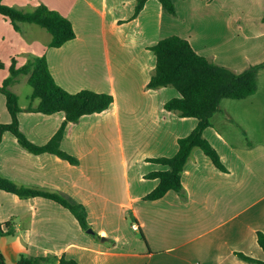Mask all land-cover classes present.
Returning a JSON list of instances; mask_svg holds the SVG:
<instances>
[{"label":"crops","instance_id":"crops-1","mask_svg":"<svg viewBox=\"0 0 264 264\" xmlns=\"http://www.w3.org/2000/svg\"><path fill=\"white\" fill-rule=\"evenodd\" d=\"M137 1L2 2L23 12L42 4L71 23L75 38L50 48L51 36L38 26L22 23L15 30L0 15V86L12 65L18 69L37 57L46 60L64 91L113 98L106 111L65 126L60 150L76 165L53 154H31L10 133L2 135L0 175L82 205L93 231H83L54 201L0 190V223H11L14 231L0 237L6 264H16L21 256L40 264H58L61 258L78 264H251L235 253L264 262L256 240L257 232L264 233V0H171L174 17L158 0H146L133 17ZM171 36L234 73L258 66L257 89L243 100H222L203 131L226 172L195 148L181 174L183 195L169 191L146 201L158 180L144 176L166 170L147 160L173 157L177 141L197 125L194 118L164 109L179 97L174 88H147L155 67L149 48ZM21 82L27 84V76L13 78L7 87L18 99L19 130L43 146L64 114L28 111L38 101L30 91L27 105L19 103ZM9 123L0 94V124Z\"/></svg>","mask_w":264,"mask_h":264},{"label":"trees","instance_id":"trees-1","mask_svg":"<svg viewBox=\"0 0 264 264\" xmlns=\"http://www.w3.org/2000/svg\"><path fill=\"white\" fill-rule=\"evenodd\" d=\"M146 0H138L133 17L143 8ZM0 0V15L7 18L13 28L18 30V24H31L44 29L50 36V48H60L75 38L71 23L58 12L49 10L40 4L30 12H23L4 5ZM165 14L174 17L175 7L171 0H158ZM155 57L154 73L147 88H174L179 97L167 101L164 109L175 112L180 118H194L197 125L184 138L177 141L178 149L171 158L149 159L148 162L166 167V170L152 172L144 176L147 180H158L157 186L144 197L146 201L161 199L167 192L173 191L183 195L181 174L193 149L197 148L209 158L215 168L226 172L219 155L210 143L203 137V131L210 127V119L220 111L222 100H243L256 92L258 66H251L241 73H234L229 69L212 63L197 55L190 44L178 37L171 36L160 40L149 48ZM14 64V63H13ZM27 76V85L31 89V99L37 100L35 108L29 107L30 112L43 115L63 113L64 121L53 137L43 146H36L29 142L19 130L18 114L21 112L17 96L7 87L13 78ZM0 94L5 98V106L10 116L9 124H0V142L4 133L14 136L19 145L31 154H53L72 165L77 160L60 150V141L65 126L76 123L81 117L106 111L113 102L112 96L91 91H81L70 94L58 87L44 58L34 57L22 67L10 68V77L0 86ZM0 190L16 195L19 198L42 197L56 202L68 210L76 219L80 228L86 231L90 228L87 223L85 208L73 204L57 194H51L36 189L17 186L0 175ZM11 223H0V237L13 235ZM258 246L264 251V233L257 232ZM239 259L251 264L264 262L235 253ZM42 260H30L21 256L16 264H40ZM0 264H6L0 253ZM58 264H78L76 261L61 258Z\"/></svg>","mask_w":264,"mask_h":264},{"label":"rangeland","instance_id":"rangeland-1","mask_svg":"<svg viewBox=\"0 0 264 264\" xmlns=\"http://www.w3.org/2000/svg\"><path fill=\"white\" fill-rule=\"evenodd\" d=\"M38 29L41 30L46 36L49 37V34L45 30H43V29H41L39 27H38ZM17 91L19 93L18 94V96H19V103L21 105H27V103H28L27 100L29 98V92L31 91L30 87L26 83L21 82V84L19 85ZM139 238H141V237L139 236Z\"/></svg>","mask_w":264,"mask_h":264},{"label":"built area","instance_id":"built-area-1","mask_svg":"<svg viewBox=\"0 0 264 264\" xmlns=\"http://www.w3.org/2000/svg\"><path fill=\"white\" fill-rule=\"evenodd\" d=\"M132 229H133L134 231H137V230H138V227H137V225H135V224H132Z\"/></svg>","mask_w":264,"mask_h":264},{"label":"water","instance_id":"water-1","mask_svg":"<svg viewBox=\"0 0 264 264\" xmlns=\"http://www.w3.org/2000/svg\"><path fill=\"white\" fill-rule=\"evenodd\" d=\"M86 232H87L88 234H93V231H92L91 229H88Z\"/></svg>","mask_w":264,"mask_h":264}]
</instances>
